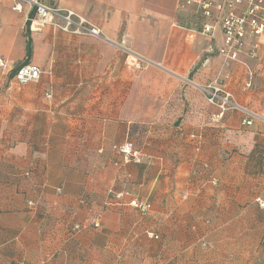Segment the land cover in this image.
<instances>
[{"label":"crops","instance_id":"1","mask_svg":"<svg viewBox=\"0 0 264 264\" xmlns=\"http://www.w3.org/2000/svg\"><path fill=\"white\" fill-rule=\"evenodd\" d=\"M45 1L151 64L0 0V264H264V32L225 64L179 0ZM28 42L42 73L22 85ZM214 80L251 125L194 86Z\"/></svg>","mask_w":264,"mask_h":264},{"label":"built area","instance_id":"2","mask_svg":"<svg viewBox=\"0 0 264 264\" xmlns=\"http://www.w3.org/2000/svg\"><path fill=\"white\" fill-rule=\"evenodd\" d=\"M34 10L40 25L51 24L54 28L68 33L85 34L96 38L102 37L100 29L89 20L87 21L75 10L65 7H56L48 4L45 0H23ZM178 10L189 17L192 16L200 26L202 33L212 32L218 28L222 34V41L215 47L218 57L227 64L238 60L240 54L245 52L248 57L256 58L259 51V37L264 32V0H179ZM14 10H20L21 4L16 3ZM114 47L132 57V66L141 68L151 64V61L136 51H132L121 36L117 41L104 38ZM5 66V60L0 58V68ZM42 70L34 64H24L17 68L14 79L18 84H26L39 79ZM194 84V83H193ZM204 94L205 101L215 107L217 116L222 117L226 111H240L243 114L241 121L245 125H251L252 120L257 118L253 110L240 105L234 100L232 92L220 84L217 80L207 84H194ZM47 91L45 96H49ZM123 155L125 161L133 158V144L126 140L115 149ZM216 184V179H211ZM29 205L32 202H28ZM131 205L141 212L147 211L150 204L142 201H132ZM264 206V202H259ZM97 223H95V226ZM76 228L78 226H75ZM152 237H157L153 235Z\"/></svg>","mask_w":264,"mask_h":264},{"label":"trees","instance_id":"3","mask_svg":"<svg viewBox=\"0 0 264 264\" xmlns=\"http://www.w3.org/2000/svg\"><path fill=\"white\" fill-rule=\"evenodd\" d=\"M189 18H191V20H193V22H194V24L195 23H197V22H195V20H194V18L192 17V16H190ZM26 25H27V27L29 26L28 25V21H26ZM26 54H27V58L21 63V64H19V65H17L14 69V71H13V73H12V79H14V76H15V73H16V71H17V68H19L20 66H22V65H24V64H28L27 63V61H28V58L30 57V45H29V42L27 43V46H26ZM15 80V79H14ZM132 144H133V142L131 141V140H129ZM116 147H117V145L116 146H114V149H116ZM29 174V173H28ZM94 226H95V224H94Z\"/></svg>","mask_w":264,"mask_h":264}]
</instances>
